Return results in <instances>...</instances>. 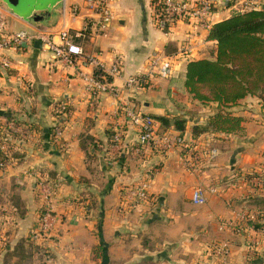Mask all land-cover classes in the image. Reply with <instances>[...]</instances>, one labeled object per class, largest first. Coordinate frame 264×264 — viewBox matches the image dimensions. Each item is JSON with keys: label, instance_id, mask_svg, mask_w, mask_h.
<instances>
[{"label": "crops", "instance_id": "obj_1", "mask_svg": "<svg viewBox=\"0 0 264 264\" xmlns=\"http://www.w3.org/2000/svg\"><path fill=\"white\" fill-rule=\"evenodd\" d=\"M65 2L81 8L78 17L66 19L83 33L76 40L107 63L120 55L123 70L112 80L115 88L104 89L90 82L92 65L55 60L44 45L8 51L13 66L0 71V153L8 159L0 167V245L31 250L39 264H221L213 246L227 243L228 264H264V102L248 94L232 107L245 118L244 135L219 131L192 136L193 123L206 119L217 106L214 101L197 112L180 110L192 95L183 86L188 61L216 54L210 29L178 20L165 32L155 23L154 0H113L108 33L92 36L90 29L83 30L89 12L85 0ZM217 9L214 22L234 13L221 4ZM63 19L58 9L40 26L58 27ZM9 25L39 26L10 11ZM153 52L174 58L173 74L127 86L126 76L145 72ZM182 91L187 95L178 99ZM59 102L67 103L70 112L63 114L61 133L49 138L58 124L54 109ZM134 105L189 118L183 136L197 145L194 168L180 149H134L138 130L126 114ZM9 115L24 124L8 121ZM116 130L123 131L124 147L120 156L108 160L104 150ZM92 140L99 148L89 159L82 143L90 146ZM210 145L218 146V155L210 156ZM110 147L114 154L116 147ZM144 179L150 197L129 206L125 191ZM41 182L51 186L48 198ZM196 186L205 189L204 203L192 200ZM89 193L97 198L93 207H87ZM254 214L263 226L251 225ZM243 216L241 230L228 225Z\"/></svg>", "mask_w": 264, "mask_h": 264}, {"label": "built area", "instance_id": "obj_2", "mask_svg": "<svg viewBox=\"0 0 264 264\" xmlns=\"http://www.w3.org/2000/svg\"><path fill=\"white\" fill-rule=\"evenodd\" d=\"M113 0H85L88 14L84 16V29H90L92 36L107 34L109 25L114 18L112 8ZM155 4V23L163 31L169 32L178 20H189L193 23H199L205 28H211L214 23V14L218 10L219 4L233 10L234 12H243L250 9H260L264 6V0H154ZM80 5H69L64 2L61 13L63 22L58 27L35 26L33 28L11 29L9 25V11L0 1V71L13 66L12 59L8 56V51H22L35 44L37 40L42 41L49 49L55 60H63L69 65L89 64L94 67L89 80L97 86L104 89L112 87V80L115 76L121 74L123 70V58L117 55L110 63L102 60L95 52H90L76 40L83 35L75 27L67 23V17L75 19L80 14ZM174 58L161 52H153L148 57V67L143 73L129 74L125 78L127 86L146 85V80L153 75L169 76L173 74ZM99 72V73H98ZM64 107V105H62ZM127 116L136 125L138 134L134 149L136 151L158 150L174 151L180 149L181 152L188 153V159L191 162L190 168L197 164L196 143L194 138H187L182 134H174L167 129H162L160 123L149 113L137 108L135 105L126 108ZM55 134L61 133V126H54ZM123 131L116 130L111 135V142L119 152L122 150ZM219 148L216 145H210V156H216ZM264 181V178L262 179ZM44 196L48 198L51 194V186L44 182L40 183ZM150 197L148 179L140 180L134 183L125 191V200L129 206H136ZM205 189L202 186H196L192 190V200L195 203H204L206 201ZM50 211H46L44 217L48 218ZM258 216V215H257ZM251 220L256 215L250 216ZM240 220H231L228 225L232 228L241 230L244 228ZM254 218V219H253ZM249 222V220H248ZM247 224V223H246ZM252 225V224H251ZM230 246L227 243H218L213 246V252L222 258L221 264H228L227 256L230 253Z\"/></svg>", "mask_w": 264, "mask_h": 264}, {"label": "trees", "instance_id": "obj_3", "mask_svg": "<svg viewBox=\"0 0 264 264\" xmlns=\"http://www.w3.org/2000/svg\"><path fill=\"white\" fill-rule=\"evenodd\" d=\"M209 37L217 40L215 56L189 60L183 86L201 102L214 101L217 106L204 121L193 123L192 136L199 137L204 133L219 131L244 135L245 118L235 113L232 107L248 94L257 95L264 102V8L234 12L215 21ZM54 112L60 124L64 120L63 114L70 112V106L67 103H56ZM150 114L162 129L173 128L183 135L189 126V118L182 113ZM7 119L15 125L24 124L14 115H9ZM51 134L55 136L54 127L49 130V138ZM109 143H112L111 136ZM82 144L88 158L93 159L99 148L97 142L92 140L90 146L84 142ZM110 145L104 150L108 160L121 154V151L113 154ZM7 162L6 155L0 153V167ZM89 168L93 170L90 165ZM89 194L91 201L87 207H93L97 198L93 193ZM261 217H264L263 213ZM250 223L255 227L263 226L259 220H251ZM97 247L102 253L103 244ZM97 247H94V251Z\"/></svg>", "mask_w": 264, "mask_h": 264}, {"label": "water", "instance_id": "obj_4", "mask_svg": "<svg viewBox=\"0 0 264 264\" xmlns=\"http://www.w3.org/2000/svg\"><path fill=\"white\" fill-rule=\"evenodd\" d=\"M5 8L16 16L39 25L49 20L61 9L65 0H0ZM264 8V6H263ZM35 45L42 47V41Z\"/></svg>", "mask_w": 264, "mask_h": 264}, {"label": "rangeland", "instance_id": "obj_5", "mask_svg": "<svg viewBox=\"0 0 264 264\" xmlns=\"http://www.w3.org/2000/svg\"><path fill=\"white\" fill-rule=\"evenodd\" d=\"M187 93L185 91L178 93V99H185ZM192 95L189 96L190 103L186 102V106H182L180 109L181 112L183 111H200L202 109V105L204 104L200 100H194L191 98ZM180 103H183V100H180ZM196 109V110H194ZM3 247V248H2ZM14 254L18 255L15 256ZM37 255V256H36ZM21 258V260H20ZM38 262V254H33L30 250L27 252L26 249L23 248H16V249H7L5 245H0V264H39Z\"/></svg>", "mask_w": 264, "mask_h": 264}]
</instances>
